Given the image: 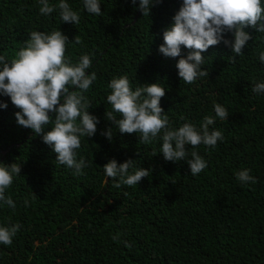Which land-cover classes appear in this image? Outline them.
Returning <instances> with one entry per match:
<instances>
[{"label":"trees","instance_id":"trees-1","mask_svg":"<svg viewBox=\"0 0 264 264\" xmlns=\"http://www.w3.org/2000/svg\"><path fill=\"white\" fill-rule=\"evenodd\" d=\"M66 2L80 14L78 25L62 22L59 8L41 14L39 0H0V56L8 63L17 58L32 31L61 30L72 63L85 54L92 60L87 71L96 80L84 95L99 118L96 134L81 138L77 159L88 167L77 175L56 161L42 135L18 125L20 109L0 95L7 103L0 108V165L21 166L5 191L15 209L0 201V226H21L11 246L0 244V264H264V92H253L264 82V32L246 28L252 39L241 55L223 42L210 46L202 53L209 75L186 84L176 67L180 57L159 51L183 0H160L150 15H143L139 0H100V16L88 13L83 0ZM224 35L234 40L231 32ZM181 49L186 57L189 50ZM120 76L133 89L165 87L160 103L171 128H200L206 116L214 117L209 131L221 130L223 141L215 148L185 146L188 159L195 151L207 161L205 170L193 176L186 159L166 161L159 152L163 133L144 144L139 134L115 128L105 113L112 110L108 84ZM216 104L228 119L216 116ZM108 128L111 141L102 135ZM111 159L133 160L129 174L140 167L152 171L137 185H124L107 177L103 165ZM245 169L255 183L237 179Z\"/></svg>","mask_w":264,"mask_h":264},{"label":"clouds","instance_id":"clouds-1","mask_svg":"<svg viewBox=\"0 0 264 264\" xmlns=\"http://www.w3.org/2000/svg\"><path fill=\"white\" fill-rule=\"evenodd\" d=\"M39 2L41 14L47 16L59 8L62 22L80 23V14L66 0H60L58 5H50L48 0ZM131 2L136 4V0ZM158 2L160 0H139V8L143 15H150L151 7ZM100 4V0H83L84 9L97 16L102 15ZM172 19L173 23L163 32L164 43L159 46V51L165 57H180L176 64L178 75L186 84H191L199 77L209 75L207 70L202 69L205 63L202 53L210 46L223 42L232 49V53L241 55L247 42L252 39L245 29L251 27L257 32H264V5L262 0H183ZM227 32L233 34L234 40L225 37ZM68 41L69 38L61 30L50 33L32 31L26 45L17 53V58L8 63L4 56H0V95L10 97L12 104L20 109L15 113L18 125L30 128L37 136L42 135L43 142L57 154L56 161L74 169V174L79 175L82 169L88 167L84 158L77 159L81 138L94 136L99 124V118L88 111L93 105L84 95L96 80V73L87 71L92 65L87 54L82 55L77 63H72L71 58L65 55ZM75 42L80 43L78 36ZM182 45L189 50L186 57L181 55ZM259 59L264 63V52L260 53ZM108 88L111 92L107 102L112 110L106 111L105 115L120 133L139 134V140L144 144H151L163 133L159 152L166 161L186 159L193 176L207 168V161L195 151L188 159L185 146L196 148L203 144L215 148L218 141H223L221 130L209 131L214 117L206 116L200 128L192 123L171 128L169 117L160 103L166 94L165 87L152 83L133 89L129 78L120 76L113 78ZM253 92H264V82L257 83ZM214 107L220 120L228 119L229 113L225 107L220 104ZM0 108H7V103L0 102ZM50 113L55 114L54 119ZM114 113L122 118L117 119ZM50 124L51 130L45 131ZM102 135L111 141L113 128H108ZM132 166L131 159L119 164L111 159L103 168L107 177L119 178L121 183L128 186L137 185L152 171L140 167L129 174ZM249 171L238 172L237 179L242 183H255ZM20 173V164L0 165V201L13 209L15 202L11 196L5 195V191ZM116 186L119 187V183ZM20 227L19 224L0 226V244L11 246Z\"/></svg>","mask_w":264,"mask_h":264}]
</instances>
